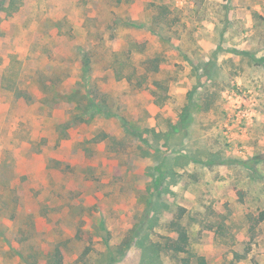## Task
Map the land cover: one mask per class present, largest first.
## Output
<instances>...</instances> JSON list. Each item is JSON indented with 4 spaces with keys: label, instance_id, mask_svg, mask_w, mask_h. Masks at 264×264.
Returning a JSON list of instances; mask_svg holds the SVG:
<instances>
[{
    "label": "rangeland",
    "instance_id": "374dc122",
    "mask_svg": "<svg viewBox=\"0 0 264 264\" xmlns=\"http://www.w3.org/2000/svg\"><path fill=\"white\" fill-rule=\"evenodd\" d=\"M177 218L264 264V0H0V264H183L118 252Z\"/></svg>",
    "mask_w": 264,
    "mask_h": 264
},
{
    "label": "trees",
    "instance_id": "16d2710c",
    "mask_svg": "<svg viewBox=\"0 0 264 264\" xmlns=\"http://www.w3.org/2000/svg\"><path fill=\"white\" fill-rule=\"evenodd\" d=\"M154 62H157V59L153 60ZM155 68L158 67V64H155ZM146 70L148 67H145ZM158 219L156 214H146L145 219L142 223L146 225L147 228L152 229L154 222ZM146 222V224H145ZM137 224L135 227H133L132 234L129 236V239L127 242H124L123 244H120L118 247V252L123 253L125 248L124 246L130 247L132 242L131 238L135 239L134 244L141 249L142 254V260H145L146 258H149L151 256V259L153 260H160V253L162 249H165L169 252H172L173 254H188V257H183V264H190L191 258L193 254L190 253L189 247H190V236L188 233V230L185 225H183L179 218L172 219L169 223L170 231L176 233V237L167 236L166 241L164 243H161L159 241L152 242L148 234L145 233L144 235H141V229L143 227V224ZM198 264H207V260L204 256H197ZM159 262V261H158ZM47 264H64V257L62 254V251L60 248H55L52 250L47 259Z\"/></svg>",
    "mask_w": 264,
    "mask_h": 264
}]
</instances>
